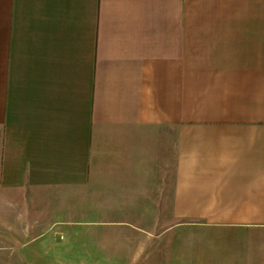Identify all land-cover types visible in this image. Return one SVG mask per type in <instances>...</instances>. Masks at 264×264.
Instances as JSON below:
<instances>
[{
	"label": "crops",
	"instance_id": "crops-1",
	"mask_svg": "<svg viewBox=\"0 0 264 264\" xmlns=\"http://www.w3.org/2000/svg\"><path fill=\"white\" fill-rule=\"evenodd\" d=\"M29 197L130 258L264 264V0H0V210Z\"/></svg>",
	"mask_w": 264,
	"mask_h": 264
},
{
	"label": "rangeland",
	"instance_id": "rangeland-1",
	"mask_svg": "<svg viewBox=\"0 0 264 264\" xmlns=\"http://www.w3.org/2000/svg\"><path fill=\"white\" fill-rule=\"evenodd\" d=\"M30 199L0 210V264H163L157 260L159 252L154 253L156 258L147 257V252L140 258H130L135 247L131 242L123 245L125 252L116 253L115 247L121 245L116 239L126 238L124 235L134 232L132 227L118 230L114 226H55L56 221L67 219L63 215L66 212L52 211L49 201L43 204ZM163 216L158 212L155 220H163ZM161 231V226L155 228V233ZM159 245L162 247L155 244ZM157 247L156 251L163 254Z\"/></svg>",
	"mask_w": 264,
	"mask_h": 264
}]
</instances>
